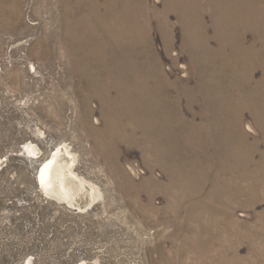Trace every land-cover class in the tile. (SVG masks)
Instances as JSON below:
<instances>
[{"label": "rangeland", "instance_id": "obj_1", "mask_svg": "<svg viewBox=\"0 0 264 264\" xmlns=\"http://www.w3.org/2000/svg\"><path fill=\"white\" fill-rule=\"evenodd\" d=\"M165 1L146 0L151 13L139 21L148 26L163 74L170 81L188 79V88L205 89V81L218 89L208 69L220 66L222 73L219 92L195 101L174 96L181 106L174 122L189 127L190 160L214 162L218 178L226 164L241 158L218 143V127L221 134L233 127L248 145L260 147L255 169L264 158V102L257 94V106L243 105L246 92L264 82V0H218V15L208 8L198 17L181 9L163 13ZM61 11L55 1L0 0V264H264V190L231 201L230 192L214 191L213 171L206 189L188 201L217 209L209 213L217 225L202 231L197 221L184 222L185 213L171 214L161 191L154 194L168 174L139 141L120 140L116 156L97 148L75 91L79 79L61 43ZM135 22L125 24L129 29ZM193 32L204 36L203 43L193 44ZM249 48L263 52L258 60L241 58ZM233 101L238 110L227 113ZM97 103L90 101L94 125L101 124ZM26 143L37 146V153ZM59 145L80 187L73 203L47 196L38 182L39 166Z\"/></svg>", "mask_w": 264, "mask_h": 264}, {"label": "bare ground", "instance_id": "obj_2", "mask_svg": "<svg viewBox=\"0 0 264 264\" xmlns=\"http://www.w3.org/2000/svg\"><path fill=\"white\" fill-rule=\"evenodd\" d=\"M47 1H55L62 9L59 21L65 31L60 34L61 43L70 59V66L79 79L75 83V91L81 94L88 115L85 119L86 125L94 130L97 148L104 149L106 153L111 151L112 156H116V145L120 140L131 142L135 138L136 144L139 141L146 153L153 155L157 164L168 174L167 182L164 184L157 182L159 186L154 189V194L161 191L165 195L169 212L176 217L185 213L184 222L195 220L202 231L205 230L206 225L208 228L216 226L218 218L209 213L213 210L215 214L217 209L212 208L209 212L211 205L197 199V203L194 202L191 206L188 204L190 196H197L204 190L212 177L209 174L214 171L216 165L209 160L202 163L196 159L190 160L193 156L188 152L191 141L185 136L189 127L183 125L181 121L174 122L173 115L181 107L179 100L174 98L175 95H185L195 101L209 91L219 92L221 67L212 66L208 69L213 80L218 81V89L216 86H209L205 81H201L205 89L199 85L188 88L186 86L188 79H182V82L181 79L170 81L163 74L161 63L157 61L158 55L150 41L148 26L140 25L139 22L141 17L151 13L146 0ZM64 5L65 9L62 8ZM190 5L186 0H166L163 13L181 9L184 14L189 12V15L198 17L210 8L218 15L220 6L218 0H211L205 4L197 3L198 7L195 2ZM73 15L76 17L75 20L69 21V17ZM130 19L136 22L128 29L125 21ZM233 27L231 32H234ZM191 35L194 45L203 43L202 34L193 32ZM242 52L247 54L241 57L243 60H258L257 54L263 53L253 48L243 49ZM239 54L237 53L238 58ZM219 59L225 58L220 57L218 61ZM173 61L177 62L176 59ZM182 65L186 66L184 63ZM247 82L249 81L245 80V84L239 85L241 90H246ZM224 92L227 94V90ZM246 93L249 94L247 95L249 101L243 106L251 108L257 106L258 99L261 98L257 97V94L262 96L261 100L264 102V82ZM95 98L98 99L97 106L101 111V117L98 118L101 122L99 125H94L89 117L95 110L91 108L90 101ZM229 105L227 113L238 110L234 101ZM262 111L264 113V104ZM231 129L222 130L224 134H221L218 127V143L224 142L234 150L231 157L241 158L230 165L226 164L218 178L217 172L214 171L215 176L212 180L216 184L214 191L224 192L227 195L230 192L233 201L242 194L253 193L258 189L264 190V158L255 169H251L255 153L260 147L256 143L248 145L244 134L238 133L236 128L231 127ZM248 129L253 131L250 124ZM196 136L192 135L190 139L196 141ZM26 147L28 151L37 153L38 148L33 143H26ZM67 151L72 153L70 149ZM64 153V146L59 145L48 158L43 160L38 168V182L47 196L73 203L80 187L75 181L76 174L73 168L63 160ZM262 156L264 157V152ZM27 261L29 264L33 263L31 259ZM78 264L89 263L87 260H81Z\"/></svg>", "mask_w": 264, "mask_h": 264}]
</instances>
